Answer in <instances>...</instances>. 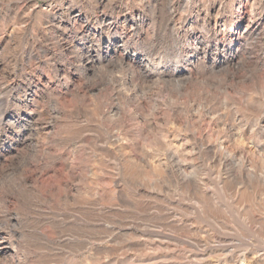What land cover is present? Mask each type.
<instances>
[{
	"label": "rangeland",
	"instance_id": "rangeland-1",
	"mask_svg": "<svg viewBox=\"0 0 264 264\" xmlns=\"http://www.w3.org/2000/svg\"><path fill=\"white\" fill-rule=\"evenodd\" d=\"M145 1L111 0L145 12L144 28L127 24L96 40L48 17L79 6L91 11L93 0H0V242L15 241L22 264H264V181L237 169L226 174L213 153L189 139V111L203 107L211 114L202 130L224 139L229 151L244 132L246 142L264 143V80L244 82L246 71L236 70L232 81L221 71L203 77L217 84L208 99L192 96L189 73L198 89L210 83L195 71L202 59L188 61L193 48L172 28L186 29L197 11L180 0L181 16L169 24L166 4ZM237 1L225 0L229 18ZM204 37L209 61L232 51L244 61L260 46L242 39L227 51L228 32ZM99 44L136 49L166 73L145 79L106 51L83 65L81 49ZM30 77L42 91L36 104L18 100ZM249 97L258 107L247 106ZM27 114L43 122L36 136ZM226 120L236 128L231 136ZM251 158L264 168V147Z\"/></svg>",
	"mask_w": 264,
	"mask_h": 264
},
{
	"label": "bare ground",
	"instance_id": "bare-ground-1",
	"mask_svg": "<svg viewBox=\"0 0 264 264\" xmlns=\"http://www.w3.org/2000/svg\"><path fill=\"white\" fill-rule=\"evenodd\" d=\"M142 1H144V4H147L145 0H142ZM155 1L158 4L162 3V4L167 5L168 7L167 9L170 11L168 23L169 22L172 23L174 20L173 18L181 16V15L178 16L180 0H155ZM187 2L190 5H193V7H195L197 14H198L197 20L194 23H191L183 31H181L177 27L175 28L176 24H174V28H172L174 29V32L172 31V33H174V36L178 37L179 39L184 40L187 47L193 48L192 54L187 56L188 61L190 60L200 61L202 59L201 62H199V64L198 63L195 64V71L198 74H200L199 76L204 82H208V84L210 83L209 86L206 83L205 87L202 86V88L198 89L194 86V83H193L194 78H196L195 75L193 73H189L188 80H189V83L192 85V88H191L192 90L190 91L192 96L199 95L200 98L202 97L204 99H208L210 95L209 87H215L217 84L215 82L210 81L211 79L209 80V78H203V77L208 74L214 75L215 73H218L221 71H225L227 76L232 81L236 79V76L234 74L236 70L246 71L245 74L241 77L244 79V82H247L248 80L252 81V79L254 78H257V79L262 78L264 80V0H248V2H250L251 4L249 8H246L244 6L243 0H238L236 3V8H235L236 11L233 13L232 17L230 18L225 15V12L227 10L225 0H208V3H205L203 0L202 1L201 0H187ZM93 5H94V9H92L91 11L85 9L84 7H80V6L77 8H73V7L71 9L68 8L66 12L64 11L59 12L57 10H52V11L49 10L50 12L48 13V17L50 19V22H52V24L54 25H57L58 28L62 27L66 30L74 31L76 34L87 36V37H92V39L97 38L96 40L101 38L102 34L105 31L117 32L119 27L123 25L126 26L127 24H130L128 26L130 30L136 29L137 26L144 28V23H145L144 21L146 19L145 12L137 11L135 13H130V11L126 9L127 7L125 8L121 4L119 5L116 4L114 6H111V0H93ZM110 8L114 10L113 13L110 12L111 14L108 13ZM164 11L167 12V10H164ZM211 32L215 33V35L220 34L223 36L226 34V32H228L229 43L228 44L224 43L223 45L224 47H229V49H226L227 51H230V50L232 51L231 48H234L236 42L242 39H246V40L250 39L251 41L253 40V42H256V43L259 42L260 46L257 51H253L251 53H248V55L244 56L243 57L244 61H240V62L237 61L236 55L232 53L233 51L231 52V54H226V55H223L221 58L209 61L206 59L207 49H204L203 44L205 43V40H206L204 35L206 33H211ZM118 42H123L124 46H126L128 40H126L124 36H121L120 41ZM106 44H104L105 45L104 47L109 48L110 46L108 45V43ZM253 44L255 45V43ZM81 50L82 52L79 55L80 56L79 60L81 61L83 65H87L94 61V58H95L94 54H97L94 52L106 51L110 53V55L114 54L113 58L115 57L116 60L119 61V63L123 65H128L130 67H133L134 65H136L137 68L134 66L135 69L140 71L145 77V79H149L154 76H158V77L163 76L165 75L164 73H166L165 70L167 69L166 66L165 67L159 66L154 61L148 60L145 54L139 53L136 49H103V45L99 44L98 49L95 48L94 45H92L88 47V49H81ZM103 58L109 61V63L112 62L110 57L107 58V55ZM96 59L100 60L101 58L97 56ZM152 68H155L157 70L156 74L153 73ZM178 68L176 67L174 71L178 70ZM60 69H61L60 67H57L56 68L57 72H60ZM32 80H33L32 77H30L29 82L27 84L26 91L21 97L18 98L19 102L24 103V102L32 101L34 104H36L40 101L39 98L42 94L41 88L38 86H34ZM69 84L70 82L65 81L63 85L68 88ZM224 87H226V89ZM216 89L218 90V88ZM222 89L224 92H227L228 90L227 86L225 85H222ZM241 93L243 96H245V90H241ZM117 97H119V93ZM246 102H247V106L254 105L258 107V104L255 102V100H251L250 97L246 98ZM205 105H206V102H205ZM52 110L54 111V113L57 114L58 109L56 108V106H52ZM189 112L192 117L191 120L193 124L192 135L191 137H189V139L191 138V140L194 141V144L199 143L201 146H204V148L207 151L213 153L212 161H215V162L218 161L220 166L226 170V174H228V172L233 169H237L241 173H246L248 176H253L257 180L264 181L263 166L261 164L253 165L252 158H251V154L257 153L258 151L262 149V147H264L263 142L261 144L256 143V142L255 143L253 142V144H250L248 143V141L246 142V137H245V132H244V133H241V139H240L239 145L233 148L231 151H229V147L228 145H226L224 139L217 137L216 140H212V136L209 133L210 131L204 132L202 130L201 126L203 125L202 123H203L204 117H206V115L211 114L209 110L207 109L204 110L202 107V109L198 110L196 113H194L195 111L192 112L191 110ZM115 114H116V111H115ZM30 115L31 114H27V120L29 119L33 120L34 122L33 124L34 126H36L32 130L34 133L31 132V135H30V136H33L37 133V131L44 130L45 128L43 126V122L41 121V119L35 116L32 117ZM55 118L56 117H54V119ZM263 118L261 117V121ZM50 124L53 125V123H50ZM224 125H225V130L228 131V135L231 136V133H232L231 130L236 129V128L232 129L233 125H231V123H228L227 120L225 121ZM234 127H235V124H234ZM262 127L264 128V125ZM111 137H113V139L117 141V143L120 141L119 134L111 135ZM37 138L39 139L38 136ZM31 139L33 140V138ZM26 140L30 142L29 138H27ZM32 140H31V143L33 142ZM119 143L121 144V141ZM175 156H176V153L174 152L171 155V157L174 158ZM29 182H32V181H30L28 178H24L21 183L24 185L26 184L28 185ZM11 193L16 194L14 193V191H12ZM22 263H23V260L20 257L18 246L16 245L15 241L2 238L0 242V264H22Z\"/></svg>",
	"mask_w": 264,
	"mask_h": 264
}]
</instances>
